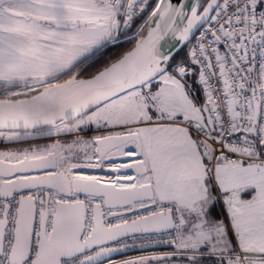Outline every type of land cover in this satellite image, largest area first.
I'll return each mask as SVG.
<instances>
[{"label":"snow or ice","instance_id":"6c2138e0","mask_svg":"<svg viewBox=\"0 0 264 264\" xmlns=\"http://www.w3.org/2000/svg\"><path fill=\"white\" fill-rule=\"evenodd\" d=\"M0 264H264V0H0Z\"/></svg>","mask_w":264,"mask_h":264},{"label":"water","instance_id":"95a60500","mask_svg":"<svg viewBox=\"0 0 264 264\" xmlns=\"http://www.w3.org/2000/svg\"><path fill=\"white\" fill-rule=\"evenodd\" d=\"M157 249H163V247H159V248H147V249H136V248H133V249L128 250V252L126 253V255L127 254H131V253H135V252L152 251V250H157Z\"/></svg>","mask_w":264,"mask_h":264},{"label":"trees","instance_id":"16d2710c","mask_svg":"<svg viewBox=\"0 0 264 264\" xmlns=\"http://www.w3.org/2000/svg\"><path fill=\"white\" fill-rule=\"evenodd\" d=\"M159 250H163V249H158V250H154V251H159ZM147 252H151V251L135 252V253L127 254V255L128 256H135V255H140V254H144Z\"/></svg>","mask_w":264,"mask_h":264},{"label":"built area","instance_id":"2783aa9c","mask_svg":"<svg viewBox=\"0 0 264 264\" xmlns=\"http://www.w3.org/2000/svg\"><path fill=\"white\" fill-rule=\"evenodd\" d=\"M161 251H163V250H161Z\"/></svg>","mask_w":264,"mask_h":264}]
</instances>
